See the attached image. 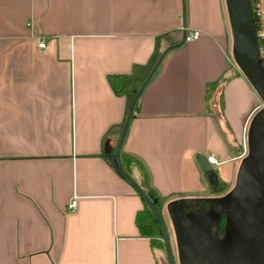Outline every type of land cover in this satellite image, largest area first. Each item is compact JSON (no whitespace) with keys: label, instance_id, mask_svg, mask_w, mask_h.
<instances>
[{"label":"crops","instance_id":"1","mask_svg":"<svg viewBox=\"0 0 264 264\" xmlns=\"http://www.w3.org/2000/svg\"><path fill=\"white\" fill-rule=\"evenodd\" d=\"M192 31L140 93L120 150L170 223L174 202L230 195L241 141L249 148L260 97L233 61L228 0H0V264H158L135 223L143 202L104 156L131 94ZM223 76L205 105V86ZM249 240L259 258L261 236Z\"/></svg>","mask_w":264,"mask_h":264},{"label":"water","instance_id":"2","mask_svg":"<svg viewBox=\"0 0 264 264\" xmlns=\"http://www.w3.org/2000/svg\"><path fill=\"white\" fill-rule=\"evenodd\" d=\"M228 13L233 35V59L240 71L249 79L254 90L264 101V73L261 66L255 60L256 46L253 22L246 0H228ZM184 38L185 32H183L180 42L169 46L160 53L143 82L140 84L138 89L132 93V99L127 108L114 154L104 156L108 160L116 175L131 186L138 197L153 213L159 230V235L157 238L162 242L166 264H174V262L161 215L154 207L156 200L148 198L136 185V183L126 174L121 164L120 150L129 121L132 119L133 108L140 93L151 79L165 54L172 49L180 47L184 43ZM248 135L249 151L251 155H254L256 160L261 161V159L257 157L256 154L258 151L264 150V107L259 113L255 115ZM200 159L201 162H203L201 164L202 167L207 170L205 159ZM240 177L241 174L239 176L236 188L230 195L222 200L205 203V208L200 210H187L186 208L188 205L183 202H174L168 206L167 211L177 239V244L181 255L180 260H182L180 261L181 264H196V262L199 261L200 255H204V245L207 244H212L220 248L228 256L231 264H239V261L236 257L238 256L237 254H234V252L223 243L209 237L208 234L212 227H215L221 223L219 206L220 204H227L228 200L238 191ZM259 197V203L262 207L261 218L264 220V196L259 194ZM235 248L240 250L239 244L235 245ZM254 257L256 258L255 255ZM250 259H253L251 254H249L248 260ZM240 260L243 262H241L242 264H247L245 260H242L241 258Z\"/></svg>","mask_w":264,"mask_h":264},{"label":"rangeland","instance_id":"3","mask_svg":"<svg viewBox=\"0 0 264 264\" xmlns=\"http://www.w3.org/2000/svg\"><path fill=\"white\" fill-rule=\"evenodd\" d=\"M234 64L240 71L235 61ZM263 107L264 101L260 97L257 113H259ZM256 155L261 161L256 160L255 156L251 155L249 148L246 147V142L244 147L241 141L237 156L241 168L243 169L240 177L239 189L228 200L227 204H220L219 206V210L224 216V225L222 224L221 233L218 234L219 242L230 248L234 254H237L242 260H245L247 264H264V250L261 252L259 258H255L251 254L253 259L248 260L250 254L249 238L252 236L259 238V236H261L262 242H264V220L261 218L262 207L259 203V194L264 196V150L258 151ZM212 175L214 176V174ZM187 205V210H199V205L191 207H189V204ZM161 219L169 240L173 262L174 264H178L173 227L170 222H166L165 217L161 216ZM238 244L240 250L235 248V245ZM204 246V264H231L228 256L220 248L212 244ZM155 249L158 264H166L164 253L161 248L155 247ZM238 256L236 257L239 264H242L243 262ZM196 264H199V261L196 262Z\"/></svg>","mask_w":264,"mask_h":264},{"label":"trees","instance_id":"4","mask_svg":"<svg viewBox=\"0 0 264 264\" xmlns=\"http://www.w3.org/2000/svg\"><path fill=\"white\" fill-rule=\"evenodd\" d=\"M248 8L250 10L251 13V18H252V22H253V29L254 31L258 30V18L255 17V10L256 7L258 6V0H246ZM261 42L256 41L255 42V46H260ZM230 78L229 77H221L219 80L207 84L205 86V94H204V101H205V105H207V103L209 102L211 95L213 93V91L215 90V88L228 81ZM109 84L111 86V88L113 89V91L115 92V94H120L123 89L124 86H120L117 81L118 79L116 77H109ZM132 96V94H131ZM219 107H221L219 105ZM135 108V106H134ZM121 158V162H123V164L125 165L126 163H133L136 164V160L133 158H128L124 155H120ZM139 170V175L140 178L139 182H137V186L141 189V191L150 199H155L156 202L154 204L155 209L157 210V212H159L160 214V209H161V204H162V199L159 198L157 196V194L148 186L147 183V177L145 175V172L142 170L141 166H136ZM222 190H216L213 192H217L219 193ZM143 202V201H142ZM143 209L138 212V214L136 215L135 218V223H136V227L137 230L139 232V235L145 238H148L151 241V245L153 248L155 247H160L161 250L163 251V245L162 242L157 238V236L159 235V230H158V226L156 224L155 218L153 213L150 211V209L146 206V204L143 202ZM222 222L219 224V227L222 229ZM164 253V251H163Z\"/></svg>","mask_w":264,"mask_h":264},{"label":"built area","instance_id":"5","mask_svg":"<svg viewBox=\"0 0 264 264\" xmlns=\"http://www.w3.org/2000/svg\"><path fill=\"white\" fill-rule=\"evenodd\" d=\"M255 17L258 18V30L254 31V36H255V42L259 41L261 42L260 46H256L255 49V60L256 62L261 66L263 73H264V32H263V26H264V15L259 11L258 6L256 7L255 10ZM199 37V32L198 31H192L188 34H185L184 42H190L193 40H196ZM37 47L40 51H43L45 45L42 40L39 41L37 44ZM205 163L207 165H212L215 163L213 160L212 156L206 157L205 158ZM75 206V201H71L69 204V209L72 210Z\"/></svg>","mask_w":264,"mask_h":264},{"label":"flooded vegetation","instance_id":"6","mask_svg":"<svg viewBox=\"0 0 264 264\" xmlns=\"http://www.w3.org/2000/svg\"><path fill=\"white\" fill-rule=\"evenodd\" d=\"M205 207H206V204L202 203V204L199 205V210L202 209V208H205ZM219 213L221 215V222L223 223V214H222L221 211H219ZM220 233H221V228L219 227V225H217L215 227H212V229L209 230L208 236L213 238V239H215V240H217V241H220L218 239V234H220ZM199 264H204L203 263V255L202 254L200 255V258H199Z\"/></svg>","mask_w":264,"mask_h":264}]
</instances>
